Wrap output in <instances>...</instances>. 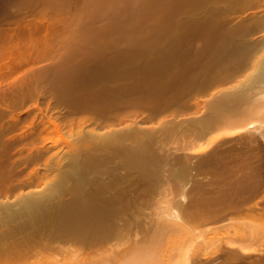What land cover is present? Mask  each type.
I'll return each mask as SVG.
<instances>
[{"label":"bare ground","instance_id":"obj_1","mask_svg":"<svg viewBox=\"0 0 264 264\" xmlns=\"http://www.w3.org/2000/svg\"><path fill=\"white\" fill-rule=\"evenodd\" d=\"M261 155L264 0H0V264H264Z\"/></svg>","mask_w":264,"mask_h":264},{"label":"rangeland","instance_id":"obj_2","mask_svg":"<svg viewBox=\"0 0 264 264\" xmlns=\"http://www.w3.org/2000/svg\"><path fill=\"white\" fill-rule=\"evenodd\" d=\"M238 168H240L243 172H245V173H248V174H250V175H253V174H255V175H257L258 177H260V180H264V155H261V161H254V162H251V164H247V165H244V166H241V165H236V168L235 169H238ZM242 168H244V169H242ZM228 169H230V165H228V163L227 164H222V165H220V166H218V167H213V168H209V169H204L203 171H202V176H207V177H204L203 179H201V180H199V184L200 185H202L203 187H204V189L202 190V192L200 193V192H198V193H196V194H192V192L190 191L191 190V188H192V185H190V186H187L188 188H186V192H185V196H184V199H186V200H184L183 199V195L182 196H180L181 197V199H183L184 201H182L180 198H179V193H178V189H177V187H176V185L174 184V182L173 183H171L170 184V186H168V188L169 187H171L173 190H171V188H169L170 190H167V193H168V191H170L171 192V194L170 195H172V191H173V194H174V196H170L169 195V193L167 194L166 193V196L168 197V199H169V196H170V198H171V200H173V201H171L170 199H169V201L170 202H168V200L167 199H165V198H167L166 196H165V200H164V203H163V205H161L162 203H160L159 204V206L157 205V204H155L154 205V209H156V210H154L153 208H152V210H153V212H152V210L151 209H149L148 211L150 212V213H154V214H156L157 212L159 213V212H161L162 210H163V208L161 207V206H164V205H166L167 204V206H169L173 211H175L177 208H178V206L175 204V199H178V200H180L181 202H182V205H184L185 203V205H186V207H187V205H189V206H191V205H193V203H198V205H203V204H205L204 206H202V207H200V209H199V211L203 208V207H206V209L205 208H203L202 210H203V212H204V209H205V211H207V207L209 208L210 207V204L212 205L213 204V201H214V197H215V193H214V188H219L221 191H225L226 189H227V186H228V183H229V173H228ZM238 171V170H237ZM204 174V175H203ZM236 177V176H235ZM261 182V181H260ZM208 183V184H207ZM261 184V183H260ZM173 186V187H172ZM212 186V187H211ZM205 188H207V189H205ZM208 188H211V189H208ZM189 190V191H188ZM209 191H212V192H209ZM191 192V193H190ZM209 192V193H208ZM212 193H213V195H212ZM192 194V196H190ZM205 194V195H204ZM176 195V196H175ZM202 195V196H201ZM209 195V196H208ZM178 196V197H177ZM187 196V197H186ZM210 196H212V197H210ZM217 196H219V197H222V192H219L218 194H217ZM173 197V198H172ZM186 197V198H185ZM202 197H203V199H202ZM188 198H190V199H188ZM206 198H207V200H206ZM210 198V199H209ZM199 199V200H198ZM188 200V201H187ZM192 200V201H191ZM198 200V201H197ZM202 200V201H201ZM206 200V201H205ZM213 200V201H212ZM187 201V202H186ZM190 201L192 202V203H190ZM204 201H205V203H204ZM171 202H174V203H171ZM185 202V203H184ZM188 202H189V204H188ZM209 202V203H208ZM212 202V203H211ZM184 203V204H183ZM203 203V204H202ZM208 204H209V206H208ZM207 205V206H206ZM197 206V205H196ZM151 207H153V206H151ZM150 207V208H151ZM164 207H166V206H164ZM185 207V206H184ZM213 208V205L209 208V210L211 211V209ZM160 209H162V210H160ZM164 209H166V208H164ZM196 209V208H195ZM157 210H160V211H157ZM154 211H157L156 213L154 212ZM202 212V211H201ZM153 216V215H152ZM194 224V223H193ZM190 225L191 226H193L191 223H190ZM142 227H132L131 229H133L132 231H128L129 233V235L131 236H129L128 234L126 235V237H129V238H132V237H134V235L136 234V233H139L138 235H140L139 237H141V236H143V234H144V236L143 237H145L147 234H148V229H150L149 227L147 228V227H145V228H142L143 230L145 229V232H143V230L141 229ZM146 228H147V230H146ZM134 229H136V230H134ZM138 230V231H137ZM142 231V232H141ZM147 231V232H146ZM143 233V234H142ZM145 233H146V235H145ZM151 233V232H150ZM149 233V235H147V236H149L150 237V235H153V233H151L150 234ZM132 234H134L133 236H132ZM146 236V237H147ZM124 238V240H125V242H124V240H122V241H120V242H122V243H120L119 244V246H121V245H124L123 244V242L124 243H126V240H128V241H130V239H128V238ZM148 238V237H147ZM144 239H146V238H144ZM143 239V240H144ZM128 241H127V243H128ZM147 241V242H146ZM146 241L144 240V242H145V244L146 245H148V243H150V240L148 241L147 239H146ZM131 242V246H133V242H134V238H132V241H130ZM144 242H143V244H141V245H145L144 244ZM130 245H129V243H128V246H129V248H130ZM124 246H127V244L126 245H124ZM123 246V247H124ZM121 248V250H120V252H122V246L120 247ZM125 248V247H124ZM123 248V250H126V248L124 249ZM128 248V247H127ZM131 248H133V247H131ZM119 250V248L117 247V249L115 250V253H116V251H118ZM130 250V249H129ZM129 250H126V252L127 251H129ZM125 252V251H124ZM117 254H119V251H118V253ZM120 254H122V253H120Z\"/></svg>","mask_w":264,"mask_h":264}]
</instances>
